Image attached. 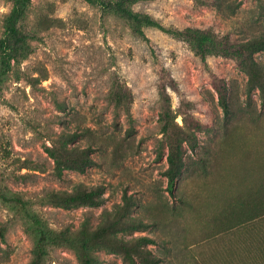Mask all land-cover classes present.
I'll list each match as a JSON object with an SVG mask.
<instances>
[{"label":"rangeland","instance_id":"rangeland-1","mask_svg":"<svg viewBox=\"0 0 264 264\" xmlns=\"http://www.w3.org/2000/svg\"><path fill=\"white\" fill-rule=\"evenodd\" d=\"M260 86L264 0H0V264H264Z\"/></svg>","mask_w":264,"mask_h":264},{"label":"trees","instance_id":"trees-1","mask_svg":"<svg viewBox=\"0 0 264 264\" xmlns=\"http://www.w3.org/2000/svg\"><path fill=\"white\" fill-rule=\"evenodd\" d=\"M16 2L19 0H15ZM113 7H115L119 12L127 15L130 18H133L135 21L137 22H141L142 20L133 15L129 10H127L126 8H124L123 6H121L120 2H116L114 4H111ZM19 9H17L18 11ZM150 22V21H149ZM151 23V22H150ZM261 89L264 90V87L260 86ZM219 97H220V101H221V105L223 107V109L225 110V112H228L229 110V105L228 102L226 100V97L224 95V92L222 91V89L217 90ZM263 102H264V94H263ZM54 171H56L57 176H61L62 173V169L64 168L63 166H65L63 161H67V163H76L77 166L81 165L82 162L72 159V160H64L61 161L60 159H58V156L54 157ZM167 162H168V169L166 171V175L168 178V182L169 185H172L174 183L175 178L179 175L180 173V168H181V163H182V150H181V146L176 145L174 146L172 149L169 150L168 154H167ZM51 199H55L58 200L59 203L63 206V207H70L73 205H77L79 203H91L94 204L96 203L97 199L96 196L94 195V193L92 191L86 190L84 188H82V186L80 184H77L75 188H73L71 191H54L52 190L51 192ZM113 229V225L112 228ZM140 239H144L147 240L146 237H140ZM45 253V245L43 243H38L36 246V251H35V259L31 264H40V259L42 257V255ZM94 259L93 257H86L82 260L81 264H93Z\"/></svg>","mask_w":264,"mask_h":264}]
</instances>
